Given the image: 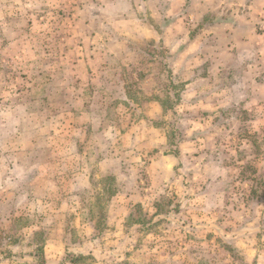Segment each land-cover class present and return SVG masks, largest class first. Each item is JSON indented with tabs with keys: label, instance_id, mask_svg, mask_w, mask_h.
<instances>
[{
	"label": "rangeland",
	"instance_id": "1",
	"mask_svg": "<svg viewBox=\"0 0 264 264\" xmlns=\"http://www.w3.org/2000/svg\"><path fill=\"white\" fill-rule=\"evenodd\" d=\"M264 264V0H0V264Z\"/></svg>",
	"mask_w": 264,
	"mask_h": 264
},
{
	"label": "trees",
	"instance_id": "2",
	"mask_svg": "<svg viewBox=\"0 0 264 264\" xmlns=\"http://www.w3.org/2000/svg\"><path fill=\"white\" fill-rule=\"evenodd\" d=\"M84 258H85V256L83 254H80L78 256H73V257L68 258L67 261H71L73 263H79V262L81 263L82 259H84Z\"/></svg>",
	"mask_w": 264,
	"mask_h": 264
}]
</instances>
